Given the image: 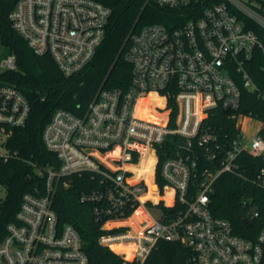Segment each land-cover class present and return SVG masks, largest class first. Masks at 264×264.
I'll return each mask as SVG.
<instances>
[{"label": "built area", "instance_id": "built-area-1", "mask_svg": "<svg viewBox=\"0 0 264 264\" xmlns=\"http://www.w3.org/2000/svg\"><path fill=\"white\" fill-rule=\"evenodd\" d=\"M153 1L188 8L193 17L132 34L127 89L102 88L85 115L55 111L43 139L61 165L46 170L45 194H24L0 243V264H89L81 235L72 224L60 225L52 206L56 181L85 172L99 181L81 196L104 220L99 241L126 264H148L160 240L182 243L194 264H264V224L251 239L209 209L215 180L239 169L241 153L264 157V122L239 111L242 86L264 97L246 68L256 49L264 59V0ZM110 15L98 0H17L9 18L37 54L52 55L71 75L94 57ZM15 67L13 54L0 62V71ZM218 109L235 120V136L222 137L208 123ZM30 114L25 94L0 83V144ZM171 135L179 142L160 166L162 185L159 150ZM200 153L219 164L199 169ZM150 160L138 175L136 168ZM259 181L264 185L261 175Z\"/></svg>", "mask_w": 264, "mask_h": 264}, {"label": "trees", "instance_id": "trees-1", "mask_svg": "<svg viewBox=\"0 0 264 264\" xmlns=\"http://www.w3.org/2000/svg\"><path fill=\"white\" fill-rule=\"evenodd\" d=\"M16 1L0 0V42L6 49V57L11 54L16 57L15 68L0 71V83L21 90L31 104V114L25 126L12 128L5 142L8 152L0 155V187L6 192L0 200V243L8 224L16 220L24 194H45L46 170L61 165L57 154L47 148L43 139L44 129L55 111L64 108L85 115L102 88L127 89L132 80V65L127 59L132 34L148 24L175 26L193 17L188 8L161 6L153 0H98L111 9L105 37L87 65L66 75L52 55L37 54L12 26L9 14ZM263 63L262 53L256 49L246 68L264 93ZM239 111L264 122V97L242 86ZM207 121L222 137L226 133L237 134L235 120L227 111L218 109ZM260 134L264 136V124ZM178 142L179 136H168L159 150L157 178L162 185L160 166L172 155V147L178 146ZM198 162L199 169L219 164V160L205 159L201 153ZM237 162L238 170L222 172L215 180L209 209L214 216L228 219L235 233L255 239L264 224V185L259 181V175L264 178V157L243 152ZM136 170L138 175L144 172L140 166ZM98 185L97 177L90 172L61 177L55 183L52 206L60 225L72 224L81 235L89 264H126L120 255L100 243L99 238L107 232L101 228L104 220L97 219L94 203L81 200L84 192ZM255 210L260 211V216L253 218ZM242 216L248 217L251 224L246 225ZM190 256L189 249L179 241L160 240L148 264H194Z\"/></svg>", "mask_w": 264, "mask_h": 264}, {"label": "rangeland", "instance_id": "rangeland-1", "mask_svg": "<svg viewBox=\"0 0 264 264\" xmlns=\"http://www.w3.org/2000/svg\"><path fill=\"white\" fill-rule=\"evenodd\" d=\"M5 52H6V49L0 42V62L6 57ZM258 127H260L259 123L256 125V128H258ZM7 152L8 151H7L6 147L4 145L0 144V154L5 155V154H7ZM5 193H6L5 189L0 187V200L5 197ZM149 209L151 210V212H153L154 215H160V213H161V209L158 207H149Z\"/></svg>", "mask_w": 264, "mask_h": 264}, {"label": "water", "instance_id": "water-1", "mask_svg": "<svg viewBox=\"0 0 264 264\" xmlns=\"http://www.w3.org/2000/svg\"><path fill=\"white\" fill-rule=\"evenodd\" d=\"M180 143L184 144V141L183 140H180ZM242 220L244 221V223L246 225H250L251 224L250 219L248 217H246V216H242Z\"/></svg>", "mask_w": 264, "mask_h": 264}, {"label": "bare ground", "instance_id": "bare-ground-1", "mask_svg": "<svg viewBox=\"0 0 264 264\" xmlns=\"http://www.w3.org/2000/svg\"><path fill=\"white\" fill-rule=\"evenodd\" d=\"M148 162H149V161L142 163V164L140 165V168H141V169H144L145 167H147ZM140 211H142V210L140 209Z\"/></svg>", "mask_w": 264, "mask_h": 264}]
</instances>
